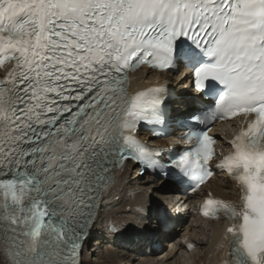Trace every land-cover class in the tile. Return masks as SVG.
<instances>
[{
  "label": "snow or ice",
  "instance_id": "1",
  "mask_svg": "<svg viewBox=\"0 0 264 264\" xmlns=\"http://www.w3.org/2000/svg\"><path fill=\"white\" fill-rule=\"evenodd\" d=\"M141 66L187 70L183 113L163 84L128 91ZM129 164L193 193L226 177L237 200L199 209L227 219L221 264H264V0H0V264H82ZM168 222L149 194L104 230L131 251Z\"/></svg>",
  "mask_w": 264,
  "mask_h": 264
},
{
  "label": "bare ground",
  "instance_id": "2",
  "mask_svg": "<svg viewBox=\"0 0 264 264\" xmlns=\"http://www.w3.org/2000/svg\"><path fill=\"white\" fill-rule=\"evenodd\" d=\"M152 78H168L171 79V77L165 76V75H151ZM147 81H145L144 74L139 73L136 75H133L131 77L130 81V89L134 84H140L141 86H145L151 78H147ZM133 169L130 168L128 165L125 167L123 171H119L115 173V182L111 186V188L106 192L104 197V203L107 205L104 207L102 212H105L106 209L108 219L110 217V220L115 222L116 224L120 225L123 223H126L128 221H132L134 217L136 216L137 208H146L148 207L147 204L149 203V199L147 195L150 194V192L146 191L144 187H141L138 191L130 192L128 191L129 188H131L129 185H141L143 181L148 182V185L150 184V181L148 179H142L137 180V176L133 175V178L131 177V171ZM211 188H206V191H210L212 195L217 194L218 196H223V199L229 198L233 199V197L237 196V192L233 186L232 189H229V191H226L223 188L216 187L215 184L210 183ZM165 186L170 187V185L165 184ZM149 187H152L150 184ZM161 189L165 190L162 183H158L157 186H154L152 189ZM131 190V189H130ZM151 190V189H149ZM205 193L199 195L204 196ZM151 198L153 201H158L159 194L157 191L151 192ZM192 206L195 203V200H192ZM140 208V209H141ZM139 209V210H140ZM151 214V213H150ZM193 219V223L199 224L198 226H194L191 228H188L185 226L184 230H182V227L180 229L181 234L177 236L176 230L167 236L159 234V244H161V248L159 251H162V249L167 251L164 252H157L151 256L147 257L144 254H141L144 252L142 247L144 244L136 247L134 250H128L126 247H123L120 245L119 239L116 240L115 243L112 242V238L110 235H108L105 230L102 228L101 232H99V240H101V243L103 244V253H105L108 257H111L115 254H118V250L123 249L128 255V258H132L131 256H134L136 258V261H139L138 264H172V263H187L189 261L190 257L199 258L198 256L202 246L205 248V252L203 255L204 260H202V264H221V261L224 259L223 253L224 246L223 242L225 241V238L223 237V230L225 229L226 220H217L214 222H208V221H200L198 219H194V215H192L190 218H188L189 222H191ZM214 223V224H213ZM152 224H155L154 222ZM207 224H213L210 226H206ZM99 222L97 223V226L95 229H99ZM102 225V224H101ZM150 226V225H149ZM153 227V226H152ZM208 230V233L205 231ZM94 233H92L93 235ZM157 234V233H156ZM208 237V239H205ZM201 238V240H200ZM91 239V238H90ZM203 241H206L204 244ZM149 244V241L147 242ZM145 243V244H147ZM191 243L193 247L189 249L187 247V244ZM147 244V245H148ZM91 247V246H90ZM200 248L199 252L198 249ZM129 252L133 253L132 255H129ZM226 255V252H225ZM127 258V259H128ZM112 258H109V261ZM124 259V256L123 258ZM125 260V259H124ZM108 261V260H107ZM121 261V260H120ZM126 261V260H125ZM191 261V260H190ZM194 262V261H193ZM130 263V262H129ZM190 263V262H189ZM197 263V262H196ZM192 264V263H190ZM198 264V263H197ZM201 264V263H199Z\"/></svg>",
  "mask_w": 264,
  "mask_h": 264
},
{
  "label": "rangeland",
  "instance_id": "3",
  "mask_svg": "<svg viewBox=\"0 0 264 264\" xmlns=\"http://www.w3.org/2000/svg\"><path fill=\"white\" fill-rule=\"evenodd\" d=\"M132 174L134 175V170L131 171V177L130 178H133ZM129 186L131 187L128 190L130 192L138 191L139 189H141V187H144V189H146V191H148L149 189H152L154 187V185H152V187H149L150 184L148 185V182H145V181H143L141 185L138 184V185L133 186L130 184ZM102 211H101V221L103 223L99 222L100 228L93 230L94 234L91 236V239L88 241L87 245L85 246V248L82 252V256H81L82 264H138L139 261H136V258L134 256H131L132 258H130V257L128 258V255H125L127 253L125 251H123V249H121V248H120V250H118V252H119L118 254H115L111 257H108L105 253H103L104 249L102 248L103 244L101 243V240H99V237H101V236H99V232H101L102 228L105 229V224L110 220V217L108 219V215H107L108 209H106L105 212H102ZM188 222H189V220H188ZM205 232L208 233V230ZM178 234L179 233H177L176 237H178ZM205 239H208V237H206ZM203 243L205 244L206 241H203ZM160 246H161V244H160ZM201 249L202 250H200L199 253H196V254H198V256L200 255L199 258H195L192 256L189 258V261L185 264H190V263H192V264L201 263L202 264L203 263L202 260H204L203 256H205L206 254L203 255L205 252L204 246H202ZM166 251H167V249H166ZM166 251H165V249L164 250L162 249V251H158L157 254H159V252L165 253ZM132 254L133 253L129 252V255H132ZM123 256H124V259L126 261L124 259H121V258H123ZM109 258H112V259L109 261ZM172 264H178V263H172ZM179 264H183V263L181 262Z\"/></svg>",
  "mask_w": 264,
  "mask_h": 264
}]
</instances>
